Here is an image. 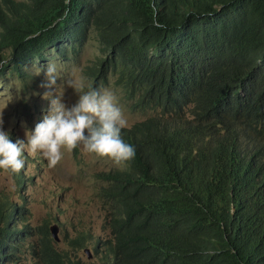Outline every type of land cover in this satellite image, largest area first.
I'll return each instance as SVG.
<instances>
[{
  "label": "trees",
  "instance_id": "trees-1",
  "mask_svg": "<svg viewBox=\"0 0 264 264\" xmlns=\"http://www.w3.org/2000/svg\"><path fill=\"white\" fill-rule=\"evenodd\" d=\"M90 35L101 55L83 73L154 115L121 132L135 158L105 173L101 234L58 248L0 195V264H264V0H0L19 76Z\"/></svg>",
  "mask_w": 264,
  "mask_h": 264
},
{
  "label": "rangeland",
  "instance_id": "rangeland-1",
  "mask_svg": "<svg viewBox=\"0 0 264 264\" xmlns=\"http://www.w3.org/2000/svg\"><path fill=\"white\" fill-rule=\"evenodd\" d=\"M101 55L100 47L93 35H90L81 50L76 54L60 56L53 48L45 51L44 59H34L24 68L19 76L6 64L8 52L0 50V109H3V131L9 134L15 143L23 141L25 131H33L35 125L43 120L49 112V101L42 99L46 89L40 87L44 74L35 72L36 67L46 68L55 64L60 79L58 89H62V102L73 105L77 96L71 88L64 87L66 78L83 76L94 87L112 91L118 98L119 106L128 119V127L154 115V111H135L123 98L120 89L109 80L103 85L95 84L83 70ZM23 159L25 166L16 175L6 174L0 170V195L12 204H24L22 221L29 225L31 236L38 238V230L44 224L49 231L55 230L56 239L51 242L58 248L65 247L64 236L77 229H91L97 234L102 233L105 224L106 208L99 195V188L104 183L106 172L122 167L113 164L106 158L77 148L65 153L64 159L55 168H49L47 161L40 154H31L25 148ZM18 176L27 184L20 187ZM90 253V252H89ZM81 261H87L88 253L83 249L76 252Z\"/></svg>",
  "mask_w": 264,
  "mask_h": 264
},
{
  "label": "clouds",
  "instance_id": "clouds-1",
  "mask_svg": "<svg viewBox=\"0 0 264 264\" xmlns=\"http://www.w3.org/2000/svg\"><path fill=\"white\" fill-rule=\"evenodd\" d=\"M155 26L164 27L159 22ZM35 72L44 74L40 87L46 89L42 99L49 101V112L33 131H25L23 141L13 143L9 134L2 130L3 109H0V170L19 174L25 166V148L31 154L42 155L50 169L60 164L65 153L77 148L106 158L117 166L135 158L134 147L121 135L122 130L128 128V119L112 91L94 87L82 75L66 78L64 87L71 88L77 96L76 102L69 107L62 102L63 91L57 87L61 77L56 65L35 66ZM84 251L89 255L87 249Z\"/></svg>",
  "mask_w": 264,
  "mask_h": 264
},
{
  "label": "water",
  "instance_id": "water-1",
  "mask_svg": "<svg viewBox=\"0 0 264 264\" xmlns=\"http://www.w3.org/2000/svg\"><path fill=\"white\" fill-rule=\"evenodd\" d=\"M50 232H51V236H52L54 239H56L55 230L52 229ZM86 252H87V251H86Z\"/></svg>",
  "mask_w": 264,
  "mask_h": 264
}]
</instances>
